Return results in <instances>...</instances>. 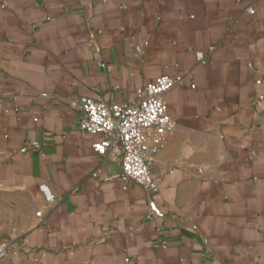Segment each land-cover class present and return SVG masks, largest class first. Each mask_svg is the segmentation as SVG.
<instances>
[{"label": "crops", "instance_id": "0c3cea01", "mask_svg": "<svg viewBox=\"0 0 264 264\" xmlns=\"http://www.w3.org/2000/svg\"><path fill=\"white\" fill-rule=\"evenodd\" d=\"M163 74L152 193L80 120ZM0 241V264H264V0H0Z\"/></svg>", "mask_w": 264, "mask_h": 264}, {"label": "built area", "instance_id": "2783aa9c", "mask_svg": "<svg viewBox=\"0 0 264 264\" xmlns=\"http://www.w3.org/2000/svg\"><path fill=\"white\" fill-rule=\"evenodd\" d=\"M248 11L254 13L255 9L249 7ZM197 57L201 62H206L203 52L198 51ZM183 80L182 75H160L138 90L144 96L130 102L109 104L101 98L82 99L84 114L80 128L88 133L104 134L103 140L93 144L101 156H106L112 147L121 148L120 177L123 181L141 184L152 193L159 190L160 179L151 172L150 154L162 143L164 135L176 127L163 94L175 85L182 84ZM35 145L38 146L37 143ZM40 188L47 201L55 199L46 184ZM7 253L8 244L0 241V259Z\"/></svg>", "mask_w": 264, "mask_h": 264}]
</instances>
